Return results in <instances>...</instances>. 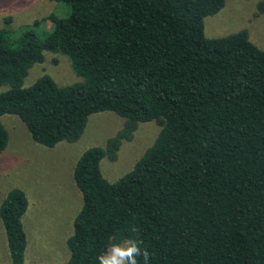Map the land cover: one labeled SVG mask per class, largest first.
Instances as JSON below:
<instances>
[{"label":"trees","instance_id":"1","mask_svg":"<svg viewBox=\"0 0 264 264\" xmlns=\"http://www.w3.org/2000/svg\"><path fill=\"white\" fill-rule=\"evenodd\" d=\"M56 1L69 11L48 16L46 33L27 28L13 38L0 28V86H8L0 91V153L5 114L44 147L76 141L91 114L123 118L74 165L82 203L62 264H98L128 238L142 242L149 264H264V50L246 30L205 36V17L225 0ZM46 50L68 56L82 81L59 86L44 74L24 87ZM147 121L160 126L152 145L107 180L101 159L115 160ZM27 207L18 187L0 204L9 264L24 262Z\"/></svg>","mask_w":264,"mask_h":264},{"label":"rangeland","instance_id":"2","mask_svg":"<svg viewBox=\"0 0 264 264\" xmlns=\"http://www.w3.org/2000/svg\"><path fill=\"white\" fill-rule=\"evenodd\" d=\"M264 0H225L223 7L204 19L206 37H221L246 30L249 39L264 50V11L258 5ZM69 8L56 0H0V28L12 37L27 28L38 34L48 32L53 23L47 17H64ZM38 21L34 25L35 21ZM43 60L35 63L24 78L23 86L33 84L47 74L59 86L81 82L68 56L43 52ZM8 86H0V91ZM1 122L8 132V143L0 153V204L7 192L21 188L28 200L22 217L27 236L23 264H62L69 257L66 244L73 231V221L82 198L72 179L80 154L92 146H104L116 134L123 118L111 111L91 114L81 136L73 142L62 141L44 147L33 141L17 115L5 114ZM160 130L155 121L138 124L130 140L123 141L117 158L106 156L100 161L101 172L109 181H116L129 172L136 161L152 145ZM10 257L0 220V264H9Z\"/></svg>","mask_w":264,"mask_h":264},{"label":"clouds","instance_id":"3","mask_svg":"<svg viewBox=\"0 0 264 264\" xmlns=\"http://www.w3.org/2000/svg\"><path fill=\"white\" fill-rule=\"evenodd\" d=\"M139 239L128 238L112 243L104 253L97 257L98 264H138V257H143L144 264H149V252L141 248Z\"/></svg>","mask_w":264,"mask_h":264}]
</instances>
